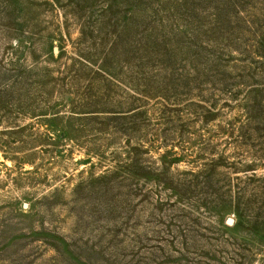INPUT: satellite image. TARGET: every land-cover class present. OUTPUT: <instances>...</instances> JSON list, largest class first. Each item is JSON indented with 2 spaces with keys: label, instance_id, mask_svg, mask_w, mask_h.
I'll return each instance as SVG.
<instances>
[{
  "label": "rangeland",
  "instance_id": "374dc122",
  "mask_svg": "<svg viewBox=\"0 0 264 264\" xmlns=\"http://www.w3.org/2000/svg\"><path fill=\"white\" fill-rule=\"evenodd\" d=\"M0 264H264V0H0Z\"/></svg>",
  "mask_w": 264,
  "mask_h": 264
},
{
  "label": "water",
  "instance_id": "95a60500",
  "mask_svg": "<svg viewBox=\"0 0 264 264\" xmlns=\"http://www.w3.org/2000/svg\"><path fill=\"white\" fill-rule=\"evenodd\" d=\"M227 222H228V224H231V220L230 219Z\"/></svg>",
  "mask_w": 264,
  "mask_h": 264
}]
</instances>
